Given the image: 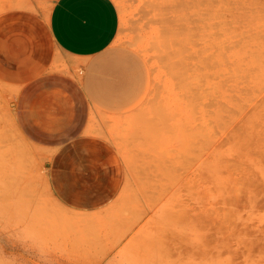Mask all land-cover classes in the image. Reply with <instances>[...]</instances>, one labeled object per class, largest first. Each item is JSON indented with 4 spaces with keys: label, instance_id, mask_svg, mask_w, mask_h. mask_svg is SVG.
Masks as SVG:
<instances>
[{
    "label": "rangeland",
    "instance_id": "rangeland-1",
    "mask_svg": "<svg viewBox=\"0 0 264 264\" xmlns=\"http://www.w3.org/2000/svg\"><path fill=\"white\" fill-rule=\"evenodd\" d=\"M55 1L0 0V14ZM114 1L118 43L150 80L101 131L122 190L94 211L60 201L0 84V264H264V0Z\"/></svg>",
    "mask_w": 264,
    "mask_h": 264
},
{
    "label": "crops",
    "instance_id": "crops-1",
    "mask_svg": "<svg viewBox=\"0 0 264 264\" xmlns=\"http://www.w3.org/2000/svg\"><path fill=\"white\" fill-rule=\"evenodd\" d=\"M114 0H56L49 12L0 14V84L15 93L24 137L45 152L54 194L76 211H94L122 190L126 167L112 124L150 91L140 55L118 43Z\"/></svg>",
    "mask_w": 264,
    "mask_h": 264
},
{
    "label": "bare ground",
    "instance_id": "bare-ground-1",
    "mask_svg": "<svg viewBox=\"0 0 264 264\" xmlns=\"http://www.w3.org/2000/svg\"><path fill=\"white\" fill-rule=\"evenodd\" d=\"M199 21H200V20H199ZM205 24H206V23H205ZM211 24H212V23H211ZM195 26H196V25H195ZM206 26H207V25H206ZM196 27H198V31H201V30H199V29H200V27H202V26L199 27V24H198ZM196 27H195V28H196ZM208 27H209V26H208ZM208 27H206V29H207ZM212 28H213V27H212ZM206 29H205V30H206ZM205 34H207V33H205ZM209 36H210V35H209ZM211 36H212V35H211ZM200 37H201V36H200ZM206 40H207V39H206ZM211 60H212V59H211ZM157 112H158V111H157ZM155 114H156V113H155ZM158 114H160V111H159V113H157V115H158ZM161 116H163L162 113H161ZM161 118H162V120H167V119H164L165 117H161ZM161 118L159 117V119H161Z\"/></svg>",
    "mask_w": 264,
    "mask_h": 264
}]
</instances>
